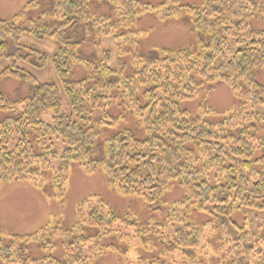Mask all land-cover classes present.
I'll return each mask as SVG.
<instances>
[{
  "label": "trees",
  "instance_id": "obj_1",
  "mask_svg": "<svg viewBox=\"0 0 264 264\" xmlns=\"http://www.w3.org/2000/svg\"><path fill=\"white\" fill-rule=\"evenodd\" d=\"M40 1L29 2L10 21L0 20V63L9 62L0 80H25L34 87L31 96L14 103L0 92V186L27 181L44 192L51 184L54 197L63 202L68 171L78 162L92 172L104 170L118 195L139 196L152 206L172 182L179 181L185 198L169 207L167 218L176 232L153 231V236H161L155 237L164 245L163 257H169L167 246L192 264H202L204 252L200 251L205 247L201 242L208 225L195 228L188 222L191 213L209 215L223 228L228 222L233 224L235 237L225 234L227 238L220 242L222 264L233 263L226 262L232 256L259 252L264 238L256 239L246 224L236 226L235 220L248 212L264 217V86L256 80V72L264 69V29L252 27L255 18L264 21V0H202L200 6L180 5L177 0H165L158 6L140 0H57L53 15L59 24L55 29L45 13L27 18ZM92 1L110 3L116 21L93 19ZM146 15L162 21L190 17L192 31L201 36L198 51L164 48L153 50L150 56L135 55L132 72L126 74L124 60L129 51L124 45L136 44L134 25ZM82 26L87 31L92 28L99 40L95 61L81 57L79 44L67 37L68 30ZM24 34L37 41H52L55 53L49 58L23 45ZM109 37L122 41L125 49V55L118 53L114 66L112 53L101 43ZM11 46L13 51H9ZM49 61L59 85L42 83L30 71L44 68ZM75 67L85 70V79L68 80ZM215 83L232 91L239 102L237 108L219 114L215 122L209 120L215 114L209 107L200 106L196 117L180 108L181 102L195 99L199 91ZM114 101H118L117 108L133 112L146 138L123 130L101 142L107 121L116 122L108 113ZM96 110L104 119H92ZM47 111L53 114L50 122L42 120ZM147 111L149 117L144 120ZM154 221L145 227L120 216L95 196L78 206L77 223L70 228L50 222L31 234L0 232V264H93L102 254L98 241L109 236L122 243L131 236L142 247L153 248L140 251L152 253L155 245L147 237ZM155 226L154 230L163 225ZM58 243L63 259L51 253ZM31 244L39 245L46 255L29 257ZM130 247L124 249V256ZM147 262L139 257L137 264Z\"/></svg>",
  "mask_w": 264,
  "mask_h": 264
},
{
  "label": "rangeland",
  "instance_id": "obj_2",
  "mask_svg": "<svg viewBox=\"0 0 264 264\" xmlns=\"http://www.w3.org/2000/svg\"><path fill=\"white\" fill-rule=\"evenodd\" d=\"M31 1L32 0H0V20L10 21L24 9L26 3L28 4ZM56 1L57 0H41L39 6L30 10L27 18L35 19L39 15L45 13L48 15L52 29H55L59 24L53 15ZM140 2L158 6L165 2V0H140ZM177 2L180 5L189 6H200L202 4V0H177ZM89 11L93 19L107 17L113 22L117 19L112 5L108 2L92 1L89 5ZM252 27L256 30H262L264 29V21L261 18H255L252 21ZM133 31L137 33L136 44L134 46H130L129 44L124 45L129 51V56H126L124 60L127 65L126 74L132 72L131 59L135 55L150 56L153 50L164 48L169 50L190 48L193 51H198L199 49L198 40L201 36L192 31L190 17L181 19L171 18L167 21H162L153 15H146L135 23ZM67 37L70 41L79 44L78 54L81 57L93 61L97 60L98 54L95 49V43L99 42V40L92 28H90L89 31L83 26L77 29H70L67 32ZM101 43L104 50L112 53L113 61L111 62V66H114L118 53H121L122 49L125 51L123 42H115L114 39L109 37L103 38ZM22 44L47 54L49 58H51L56 51V46L52 41H37L26 34L22 37ZM9 51H13L12 46ZM122 54H124V52H122ZM37 62L38 60L35 59V64ZM8 66L9 62L3 60L0 63V72ZM30 71L42 83L59 85L51 61L42 69L32 68ZM85 77V70L82 67H75L68 80L73 82L81 81L85 79ZM256 80L259 84L264 86V69L256 72ZM33 88L34 87H31L25 80H0V92L3 98L11 103L31 96ZM66 103L65 110H68L69 107ZM116 104L119 105L118 101L117 103L114 101L112 107L108 108L109 116L112 117L111 119H115L116 122L112 123L110 119L107 121V124L111 126L107 125L103 130L100 138V140L103 139L101 142H104V138L108 137V135L123 130L131 131L140 139L146 138V130L133 112L122 107L117 108ZM202 105L211 108V110L215 112V114H213L214 116L209 119L215 122L218 121L222 114L224 115L237 108L239 102L226 85L215 83L199 91L195 99L186 101L185 103L181 102L180 108L183 111H187L191 117H196L199 113V107ZM96 111H93L92 119H104V114L99 110ZM219 114H221V116ZM52 116V112L47 111L43 114L42 120L50 122ZM148 117V111L143 113L142 118L144 120ZM67 175L68 183L63 202L54 197L51 184H49L48 188L44 189V192L39 191L27 181H14L1 185L0 231L4 235L31 234L50 222L62 225V227L66 229L70 228L77 223L78 206L85 200L98 196L108 203L117 214L122 217H128L131 220H137L141 225H146L151 219H154L155 221L151 222L150 225L151 233L147 238L149 240L151 239L152 243L155 245V251L152 253L151 251L143 252L145 249H151V246L147 245L146 248H144L139 245L138 239H133L131 236L126 239L125 243L118 241L114 236H109L98 241L102 254L93 260V264H137L139 257L146 258L149 261L147 264H152L154 261L161 264H192L191 261H188L189 259H185L181 255L179 256V252H175L172 247L166 246L167 251H169V257H163L161 252L164 250V245L162 241L155 237L161 236H153V231L162 233L163 235L176 232L177 227L175 225L171 226L170 224L172 223L170 222L167 224V218L169 216V207L178 205L185 198V190L179 181L172 182L169 185V189L162 194V198L150 206L142 197H124L118 195L111 187L108 176L104 170L92 172L90 169H85L76 162L70 166ZM47 176L49 178V175ZM187 213L188 210L186 209V214ZM263 218L264 217H256L255 213L248 212L245 217H237L235 222L236 226L246 224V229L255 235L256 239H259L260 236L263 239ZM188 222L195 228L200 229L208 225V229L206 232L204 231L203 241L201 242L205 247L203 251H200L201 253L204 252L202 264H222L224 261L222 257H220V242L227 238L225 234H228L230 239H232L231 237H235L237 232L233 228V224L226 222L227 224L223 228L222 225L214 223L213 218L209 215L197 213H191L188 216ZM153 225L163 226L154 230ZM164 225L166 227H164ZM145 227H147V225ZM126 247H130V252L127 256H124L123 252L127 251H124ZM227 250L228 247H226V251ZM46 253L47 252L41 249L39 245L31 244L28 247L27 255L37 259L42 258ZM51 253L56 258L60 259H63L65 255L59 243L57 244V248L53 249ZM189 253L192 255V252ZM251 254L250 256H232L231 259H226V262H233L231 264H264V247L259 249V252H256V254ZM219 258L221 262H219ZM244 259H246L247 262H241V260ZM174 260H176V262Z\"/></svg>",
  "mask_w": 264,
  "mask_h": 264
},
{
  "label": "crops",
  "instance_id": "obj_3",
  "mask_svg": "<svg viewBox=\"0 0 264 264\" xmlns=\"http://www.w3.org/2000/svg\"><path fill=\"white\" fill-rule=\"evenodd\" d=\"M27 4V3H26ZM26 4H25V6H26ZM1 232V231H0ZM18 235V234H17ZM20 235V234H19ZM21 235H26V234H21Z\"/></svg>",
  "mask_w": 264,
  "mask_h": 264
}]
</instances>
